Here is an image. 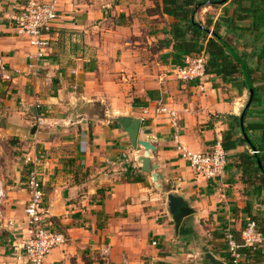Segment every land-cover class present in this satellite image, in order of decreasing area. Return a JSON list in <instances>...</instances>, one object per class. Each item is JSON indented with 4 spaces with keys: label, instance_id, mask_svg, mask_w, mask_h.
<instances>
[{
    "label": "crops",
    "instance_id": "1",
    "mask_svg": "<svg viewBox=\"0 0 264 264\" xmlns=\"http://www.w3.org/2000/svg\"><path fill=\"white\" fill-rule=\"evenodd\" d=\"M263 2L222 0L218 7L207 2L194 18L202 26L212 21L207 39L222 22L219 33L260 74L264 28L257 34L243 28L230 32L224 13L239 20L237 5ZM24 3L0 0V59L11 76L0 88L14 125L7 131L23 152L36 145L45 155L37 160L44 219L49 230L65 238L46 264H208L203 249L226 263L223 234L229 229L239 239L247 218L264 239V169L249 153L259 149L263 136L246 130L264 119V91L243 118L250 145L240 117L251 83L245 87L239 75L226 82L214 74L202 82L178 81L175 70L186 56L181 65L173 62L169 31L175 19L163 12L162 0H59L50 45L36 63L30 60L34 49L12 23ZM259 86L264 82L254 84ZM161 104L175 111L178 127L156 113ZM117 117L140 119L137 141L154 147L149 161L157 182L140 171L137 160L144 149L131 147ZM228 131L235 144L226 152L220 178L198 177L176 151L179 141L194 153L210 152ZM23 158L6 182L1 177L0 264H25L9 247L29 237ZM169 194L182 197L190 211L178 229L166 205ZM243 253L240 264H264V245Z\"/></svg>",
    "mask_w": 264,
    "mask_h": 264
},
{
    "label": "built area",
    "instance_id": "2",
    "mask_svg": "<svg viewBox=\"0 0 264 264\" xmlns=\"http://www.w3.org/2000/svg\"><path fill=\"white\" fill-rule=\"evenodd\" d=\"M59 0H25L21 13L12 18L15 33L25 39L27 45L34 49L30 56L32 62L44 58L51 40V29L57 20V5ZM208 56L203 51L197 56H186L183 64L176 68V79L181 82L198 80L202 82L206 76ZM34 63L29 65L33 68ZM4 63L0 59V81H10ZM156 113L170 119L174 127L177 126L176 113L167 105L161 104ZM37 124L42 125V117L37 118ZM176 151L188 167L198 177L217 179L223 176L227 164V153L221 142H216L210 152L190 151L187 147L176 141ZM252 156H256V150H250ZM38 159L28 160L29 168L26 170L25 188L29 196L28 205L25 208L29 237L12 245L14 258L25 264H46L48 255L55 249L65 244L63 235L47 228L44 219V191L41 174L38 169ZM0 178V198H3V189ZM224 242L227 247V261L225 264H240L243 251H255L264 245V239L257 231L256 222L247 218L240 232L239 239L227 229L224 232Z\"/></svg>",
    "mask_w": 264,
    "mask_h": 264
},
{
    "label": "trees",
    "instance_id": "3",
    "mask_svg": "<svg viewBox=\"0 0 264 264\" xmlns=\"http://www.w3.org/2000/svg\"><path fill=\"white\" fill-rule=\"evenodd\" d=\"M222 0H162L163 12L168 16L175 19V23L170 25L169 35L173 41V49L176 53L173 62L181 65L185 56H197L201 52H205L208 56L207 61V74H214L221 76L224 81L229 82L236 76L243 77V84L246 87L247 83H251L253 96L250 106L245 109L244 119L250 114L251 107L257 102H260L259 93L264 91V86L254 87L257 82H264V74H260L257 70L248 66L247 61L244 60V55H238L235 50L230 46L229 41L219 33L220 24L217 21L209 39L210 25L212 21L206 22L204 26L199 21H196L195 15L202 8L205 3L209 2L213 7H218ZM237 0H232V4ZM264 1V0H263ZM237 11L234 17L238 16L239 20H233L227 16V11L224 15L228 21L227 30L230 32H237L242 28L251 33H259L264 28V2L258 5H237ZM244 15H239V12ZM245 26V28H244ZM236 120V119H235ZM246 130L259 131L262 136V145L256 151L264 169V119L262 123L257 125H248ZM232 133L228 131L225 134L224 141L222 142L224 150L227 152L233 148L234 142H231ZM242 142H245L241 138ZM230 142V145L228 144ZM251 155V154H250ZM257 172H259L257 170ZM264 179V174L261 175ZM264 204V202H263ZM264 234V230H261ZM224 238V234H223Z\"/></svg>",
    "mask_w": 264,
    "mask_h": 264
},
{
    "label": "water",
    "instance_id": "4",
    "mask_svg": "<svg viewBox=\"0 0 264 264\" xmlns=\"http://www.w3.org/2000/svg\"><path fill=\"white\" fill-rule=\"evenodd\" d=\"M248 88H249L250 97L245 109H247L250 106L253 96V90L249 84H248ZM243 118H244V112L240 117L241 131L244 139L247 141V143L251 145L242 125ZM114 121L119 123L121 128L128 133L129 142L133 149H135L137 145L141 146L144 149L143 156L139 157V159L137 160L140 166V171H142L143 173H151L153 181L157 182L158 177L155 173L152 172V168L150 167V161H149V151L153 152L154 147L150 144L149 141H140V140L137 141V137L140 131V124H141L140 119L131 118V117H117L114 119ZM35 131H36V127H33L31 134H34ZM145 134H150V131H147ZM252 148L254 149L253 146ZM257 163L259 166L261 165L259 160L257 161ZM165 199H166V205L168 207V212L170 213V215L173 216L175 222V228L178 229L182 219L188 216L190 214V211L188 208L185 207V202L182 199V197L178 195L169 194L165 197ZM202 251L204 254V259L208 261V264H225L224 261L218 259L207 249H203Z\"/></svg>",
    "mask_w": 264,
    "mask_h": 264
},
{
    "label": "rangeland",
    "instance_id": "5",
    "mask_svg": "<svg viewBox=\"0 0 264 264\" xmlns=\"http://www.w3.org/2000/svg\"><path fill=\"white\" fill-rule=\"evenodd\" d=\"M5 99L6 92L0 88V178L3 176L6 182L7 178L9 179V176L14 172V169L18 168L20 163L22 164V157H24L23 160H25L26 166L29 168L30 164H28V160L32 161L34 159H40L42 156L45 157V155L42 154V151H37L36 145L34 148L30 147L28 149L27 147L28 150L23 152L22 147L18 145V138H16L10 131H7L12 130L14 125L10 124L8 121L6 107L3 105ZM28 131L29 128H26L25 133L27 134ZM28 142L30 143L29 139ZM31 143L35 142L31 141ZM31 150L34 151V153L30 156L29 154ZM1 200L2 198H0V201ZM9 247L12 249V243L11 245L9 244Z\"/></svg>",
    "mask_w": 264,
    "mask_h": 264
}]
</instances>
